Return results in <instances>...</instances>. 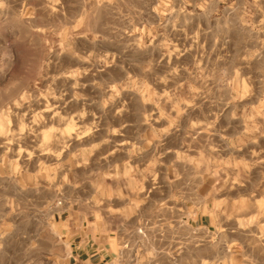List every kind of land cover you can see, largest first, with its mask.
<instances>
[{
  "label": "rangeland",
  "instance_id": "374dc122",
  "mask_svg": "<svg viewBox=\"0 0 264 264\" xmlns=\"http://www.w3.org/2000/svg\"><path fill=\"white\" fill-rule=\"evenodd\" d=\"M60 4L0 0V264H63L60 247L69 216L83 214V223L72 228L79 234L111 222L97 217L107 212L103 205L112 210L120 188H149L158 196L160 186L189 188L197 180L200 193L184 196L213 203L222 215L209 232L216 240L215 264H264L261 66L251 60L243 67L245 112H200L199 124H192L175 109L216 107L227 99L212 96L215 89L211 97L190 102L147 97L143 53L127 50L116 58L133 64L137 76L108 94L100 82L102 44L96 34L80 33L94 13L81 12L73 2L72 25L65 27ZM239 118L240 127L233 122ZM117 123L126 128L114 138L135 136L152 144L137 145L130 159L123 157L109 135ZM159 138L167 145L158 144ZM82 203L88 208L80 210ZM160 229L149 225L146 233Z\"/></svg>",
  "mask_w": 264,
  "mask_h": 264
},
{
  "label": "crops",
  "instance_id": "0c3cea01",
  "mask_svg": "<svg viewBox=\"0 0 264 264\" xmlns=\"http://www.w3.org/2000/svg\"><path fill=\"white\" fill-rule=\"evenodd\" d=\"M50 1L61 3L59 16L65 27L72 25L69 13L73 2L79 3L81 12L94 13L87 29L80 33L96 34L95 40L102 44L100 82L108 94L116 84L137 76L131 70L133 64L116 58L121 50L142 51L143 91L147 97L190 102L200 96L209 97L215 89L218 94L212 96L227 99L226 105L216 107L201 109L193 104L182 105L178 108L181 111L175 109L173 113H186L192 124H199L200 112H245L244 99L249 95L242 90V82L248 81L243 67L251 60L261 66L257 78L264 83V0ZM258 97L264 98V92ZM233 122L240 127L242 119ZM124 126L110 125L109 135L119 146L117 151L123 149V157L130 159L137 145L152 143L146 138L137 141L135 136L114 138ZM158 140V144L167 145L163 139ZM199 182H192L189 188L160 186L158 196L149 188L145 193L120 188L112 210L103 205L107 212L97 217L111 222H97L95 229L87 226L79 234L72 228L78 221L83 223V214L79 219L69 216L65 220L69 229L62 235L60 247L63 264H215L216 240L209 232L222 215L213 203L189 201L184 196L199 194ZM173 194L176 199L171 197ZM88 206L82 203L79 209ZM149 225H159L160 233H146Z\"/></svg>",
  "mask_w": 264,
  "mask_h": 264
}]
</instances>
